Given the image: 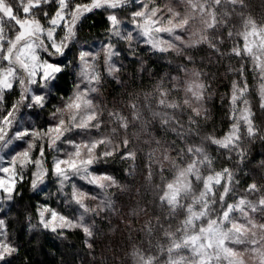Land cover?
<instances>
[{
	"label": "clouds",
	"instance_id": "obj_1",
	"mask_svg": "<svg viewBox=\"0 0 264 264\" xmlns=\"http://www.w3.org/2000/svg\"><path fill=\"white\" fill-rule=\"evenodd\" d=\"M0 264H264V0H0Z\"/></svg>",
	"mask_w": 264,
	"mask_h": 264
}]
</instances>
